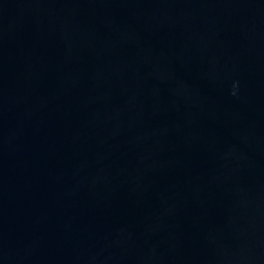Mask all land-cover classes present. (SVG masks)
<instances>
[{"label":"water","instance_id":"95a60500","mask_svg":"<svg viewBox=\"0 0 264 264\" xmlns=\"http://www.w3.org/2000/svg\"><path fill=\"white\" fill-rule=\"evenodd\" d=\"M0 264H264V0H0Z\"/></svg>","mask_w":264,"mask_h":264}]
</instances>
